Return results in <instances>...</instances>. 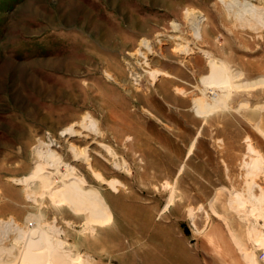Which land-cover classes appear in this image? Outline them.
Returning <instances> with one entry per match:
<instances>
[{
	"label": "rangeland",
	"instance_id": "1",
	"mask_svg": "<svg viewBox=\"0 0 264 264\" xmlns=\"http://www.w3.org/2000/svg\"><path fill=\"white\" fill-rule=\"evenodd\" d=\"M236 1L0 0V264H264V0ZM192 12L206 17L198 36ZM141 39L147 69L130 58ZM210 62L229 82L214 93L201 82ZM197 97L224 102L199 118ZM77 122L73 142L118 191L67 144L55 151L105 198L104 227L56 205L39 178L17 183L38 173L48 134ZM63 169H44L52 189ZM39 229L49 243L30 259Z\"/></svg>",
	"mask_w": 264,
	"mask_h": 264
},
{
	"label": "bare ground",
	"instance_id": "2",
	"mask_svg": "<svg viewBox=\"0 0 264 264\" xmlns=\"http://www.w3.org/2000/svg\"><path fill=\"white\" fill-rule=\"evenodd\" d=\"M238 5H239V2L236 1V0H229V2L227 3V6L229 8H232V7H235V6H238ZM240 5L246 10H254L253 6L250 5V4L243 3V4H240ZM189 14L190 13H188V15ZM190 19L192 21L191 23H192V28L194 30V33H195L196 36H198V27H197V24L195 23V21L193 20L194 16H192V17L190 16ZM172 26H173L174 29H177L178 24L172 23ZM150 44L151 43H150L149 40L141 39L140 42L138 43V47L135 49V51L130 53V56H131L130 58L134 59L136 61V63H138L139 65H141V66H143L145 68H146V66L150 65L149 54H151V51H152V48L150 47ZM126 63H128V62H126ZM221 65H219L218 62H210L208 76L206 75L205 77H203L201 79L202 86L205 89H208L209 92H212L211 91L212 88H214V89L220 88V90H221V88L228 86V83H229L228 82V78H227L228 76H226V73H225V71H224V69H223V67ZM127 66H129V65H127ZM156 74H159V73H156ZM106 75H107V77L112 78V76L110 74L106 73ZM138 76L135 73L134 77H133L134 79H132V80H135V78H137ZM259 83L262 84V86H264V79L262 81H260ZM133 84H135V83H133ZM256 84H257V82L253 81V83L250 82V83H247V84H237V85H234V87L235 88H240V87H244L245 88V87H247L249 89V88H253V86H256ZM212 93H214V92H212ZM223 96H227V94H224ZM210 97H211V95H210ZM213 98H214V96H213ZM204 100H206V99H204ZM211 102L212 103H208V101L204 102V101H202V98H200V97L199 98L197 97V98L193 99L192 108H193L196 116L199 117V118H203V117H206L208 115H211L212 112L218 110L219 107H221L223 105L224 101H222V100H220L218 98V99H213V101H211ZM92 123H94V122H92ZM81 125H82V123H79V122L71 124L69 127L62 129L59 132L58 137H54L53 135L48 134V142L45 144L46 150L45 151L39 150L37 152L38 153L37 158H39L41 163L36 166V170L38 171V173H40V172H46V173L43 174V175H40L38 173L37 174H32L31 176L26 177L25 179L18 180L17 183H19L21 185H26L29 182L39 178V180L41 181L43 186L49 188V190H50L49 194H48L49 198L53 202H55L56 205L67 207V208H69L71 210L72 213H74L76 215H85L86 220H87V224L89 226L104 227V226L109 225L110 221H111V213H110V210H109V207H108L107 203L105 202V198L100 195L98 190L84 189V186L86 184L85 183L86 182L85 179L82 176L77 174V172H76L77 169H75V167L70 166L67 163H63L62 164L60 156L55 151V148H59V144H61V143L67 144V146L69 148V151L71 153L70 156L73 157V160H79L80 158L83 157L86 160L87 168L92 173L94 178L97 181H99L100 183L106 184L107 188H109L112 192H114V193L117 192L118 191L117 186H120L121 183H119L118 181H115L113 179H112L113 181L112 180L111 181L110 180H106L101 173H99L98 171H96L94 169L93 164L91 162V159H90V157H89V155L87 153V149L88 148L86 147V149H83V150L81 149L80 150L77 147L78 145H76L73 142V137H76V136L84 137V135H82V133L80 131H77L75 129L76 126L78 127V126H81ZM92 125L93 124H91V126ZM260 133L264 136L263 132H260ZM89 135H90V133H89ZM41 145H42V143H41ZM98 146L102 147L106 151L105 153H107V155H109L110 157L113 158V154H112L111 149L109 147L103 145L102 143H99ZM94 147H97V146L95 145ZM191 148H192V146H190V148L188 149L187 154L191 153ZM92 149H95V148H92ZM254 151L255 150H253L249 146V152L251 154H254ZM93 152H95V151H93ZM96 153H97V151H96ZM103 156L100 154V157L104 158ZM261 161H262L261 156H259L257 159H255L253 161V165L255 167L256 166L258 167V165H260L259 163ZM61 166L64 167L65 171H64V173L61 172L62 175H61L60 178H62L63 180H66V181L63 182V180H62L63 184H62V187L60 189H57V188L56 189H52L53 184H54V180H52V178L54 177L55 174H52L51 172H47L44 169L45 168H52V169H54V171L56 173H58L59 168ZM115 167H116V165H115ZM252 168H253V166H252ZM168 206H169V202H167L165 204L163 209L165 210ZM38 232H39V234H38V240L37 241H33V240H31V241L29 240L28 241L27 240V242H29V244L27 243L28 245L26 247V249H27L26 255L30 259H35V258H38L40 256V252L39 253L38 252H36V253L32 252L31 248L33 246L40 245L42 239L46 243H49L47 237L45 236V233L42 230H40V229L38 230ZM28 257H26V258H28ZM37 263H39V262L38 261H31V264H37Z\"/></svg>",
	"mask_w": 264,
	"mask_h": 264
},
{
	"label": "built area",
	"instance_id": "3",
	"mask_svg": "<svg viewBox=\"0 0 264 264\" xmlns=\"http://www.w3.org/2000/svg\"><path fill=\"white\" fill-rule=\"evenodd\" d=\"M191 14L194 16V19L193 20L195 21V23L197 24V27L199 29L200 24H202L205 21L206 17L201 12H197V13H193L192 12ZM186 17H187V15H186ZM187 20H188L189 25L192 27V23H191L192 21H191V19L187 17ZM254 246L256 247V249L258 251L261 252L260 255H259V259L260 260H263L264 259V250L261 248V246L257 242L254 244Z\"/></svg>",
	"mask_w": 264,
	"mask_h": 264
}]
</instances>
